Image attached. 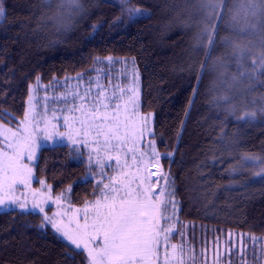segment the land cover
<instances>
[{
  "label": "trees",
  "instance_id": "trees-1",
  "mask_svg": "<svg viewBox=\"0 0 264 264\" xmlns=\"http://www.w3.org/2000/svg\"><path fill=\"white\" fill-rule=\"evenodd\" d=\"M242 2L0 0V122L20 124L34 84L103 73L124 85L121 70L133 65L137 110L152 117L149 141L171 196L161 233L170 225L174 244L182 228L195 264H264V17H245ZM127 7L147 15L130 18ZM88 157L69 144L41 147L32 186L76 207L94 201L112 166ZM42 221L0 211V264H88Z\"/></svg>",
  "mask_w": 264,
  "mask_h": 264
},
{
  "label": "rangeland",
  "instance_id": "rangeland-1",
  "mask_svg": "<svg viewBox=\"0 0 264 264\" xmlns=\"http://www.w3.org/2000/svg\"><path fill=\"white\" fill-rule=\"evenodd\" d=\"M127 3H123L124 6H127ZM127 8L137 12L136 15L132 16L128 12L127 16L130 18L147 15L145 9ZM132 66L129 65L127 70H121V75L125 78L123 80H126L124 85L120 79L116 82L107 76L103 78V73L97 74V77L89 80L88 83L72 77L69 78L70 80L54 79L48 84H34L30 87L25 110L29 119L25 120L24 113L19 125L8 126L0 122V141L2 142L0 151H9L8 144L19 143L27 138L30 133L36 144L35 159H27V152H25L22 161L25 169H31V175L29 176L25 171L23 178L26 179V184L18 183L15 187V196L19 198L20 203L26 204L24 211L39 213L42 219L47 216L65 229H75L78 224L82 226L86 222L92 224L95 221L98 201L100 205H106L112 203L113 197L125 196L129 190L127 185L130 181H134L130 185L132 189H135L137 185H141L142 188L150 187L154 194L153 203L164 201L169 204L171 202L170 195L163 198L165 175L160 171L158 154L149 141L152 132V117L150 114L142 115L137 110L140 97L139 74ZM44 87L47 90L45 92L42 90ZM133 108H135L134 111ZM94 111L97 115L95 122L97 125L105 124V116L112 117L118 112L119 136L126 139H113L110 144H106L105 135H97L98 129L96 127L82 128L81 121L86 119V114L90 115ZM143 117H148L147 129L141 135L140 125L144 123ZM125 121L128 125L127 131ZM115 123L116 121L109 120L108 124L105 125V132ZM70 127L72 140L67 135ZM133 127L135 128L134 135L131 132ZM77 130H79V134ZM13 132L17 133L16 137H13ZM46 132L53 133L52 137L46 139ZM59 133H65V135L61 136ZM85 133L87 134L85 135ZM73 140L78 141V143L74 145ZM58 144L85 148L89 153L90 164L103 169L112 166L111 176L107 179L102 177L105 180L101 194L97 199L76 207L69 204L63 196H53L45 184H41L37 188L32 186L34 178L32 166L36 161L39 149L43 146ZM105 185H109V187L105 188ZM113 189H120V191L117 192ZM33 205H38V207L34 208ZM11 208L20 209L19 204L13 205ZM41 208L43 211H40ZM4 209L0 208V211ZM100 211L107 212V208H101ZM157 219H160L159 215ZM46 227L52 229L50 223ZM163 229V234L160 232L159 264H195L197 259L192 253V250H195L188 238L185 248L183 241L185 236L182 233L183 230H179L182 228L176 224L175 231L172 230L180 240L174 244L170 242V237L167 236L170 225H164ZM52 230L54 231V229ZM56 234L60 236L59 233ZM84 253L87 255L86 252ZM215 263L220 264L217 258Z\"/></svg>",
  "mask_w": 264,
  "mask_h": 264
},
{
  "label": "snow or ice",
  "instance_id": "snow-or-ice-1",
  "mask_svg": "<svg viewBox=\"0 0 264 264\" xmlns=\"http://www.w3.org/2000/svg\"><path fill=\"white\" fill-rule=\"evenodd\" d=\"M76 3V0H71ZM127 3L128 0H121ZM209 6H214L212 0H208ZM241 11L244 16L264 17V0H243ZM130 16L136 15V10L128 9ZM4 14V8L0 3V16ZM235 19V17H234ZM251 28L255 29L256 25L252 24ZM207 31V29L205 30ZM241 31H245L244 28ZM209 43L214 42V36H208ZM253 60V65H255ZM261 65L264 66V56L261 57ZM135 91V89H133ZM135 108H133V111ZM6 115V113L4 114ZM255 113L246 114L248 118H255ZM28 113H25V120H28ZM144 123L140 125V134L143 135L147 129L148 117L142 118ZM97 115L93 113L86 114V119L81 121L83 127H96L97 135H105V143L110 144L113 139L124 140L119 136V113L112 117L105 116V124L97 125L95 122ZM109 120L116 123L109 127L105 132V125ZM67 122V118H66ZM126 131L128 130L127 121L124 122ZM135 134V128L131 129ZM79 134V130H77ZM87 133H85L86 135ZM13 137L17 136L16 132L12 133ZM53 133H47L45 138H51ZM63 136L65 133H59ZM68 138L72 140L71 127L67 133ZM78 141L73 140L75 145ZM8 150L0 151V208L10 209L13 205L19 204L20 209H26V204L20 203L19 198L15 196V187L18 183L26 184L23 173L27 171L31 175V169H25L22 164L25 152L27 159H35L36 144L31 133L27 138L19 143L8 144ZM125 196L119 198L113 197L111 204L100 205L97 202V217L92 224L87 222L84 225H77L75 229H65L55 220L45 216L40 227L44 228L51 224L52 229L67 242V245L74 246L77 251L87 253L88 264H159L158 253L160 243L161 225L163 219L160 207L163 202L153 203L154 194L150 187L137 185L135 189L130 187ZM43 183V181L41 182ZM109 185H105L108 188ZM119 192L120 189H113ZM34 208L38 205H33ZM101 208H107V212H101ZM40 211H43L41 208ZM160 217L158 220L157 217ZM175 249V246H173ZM167 256V253H166Z\"/></svg>",
  "mask_w": 264,
  "mask_h": 264
},
{
  "label": "bare ground",
  "instance_id": "bare-ground-1",
  "mask_svg": "<svg viewBox=\"0 0 264 264\" xmlns=\"http://www.w3.org/2000/svg\"><path fill=\"white\" fill-rule=\"evenodd\" d=\"M75 249V248H74ZM187 261H188V259H187Z\"/></svg>",
  "mask_w": 264,
  "mask_h": 264
}]
</instances>
